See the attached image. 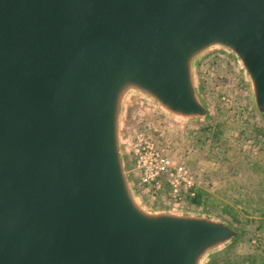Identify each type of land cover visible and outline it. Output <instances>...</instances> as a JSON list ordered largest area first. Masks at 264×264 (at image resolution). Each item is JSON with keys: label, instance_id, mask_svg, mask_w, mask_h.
I'll list each match as a JSON object with an SVG mask.
<instances>
[{"label": "water", "instance_id": "water-1", "mask_svg": "<svg viewBox=\"0 0 264 264\" xmlns=\"http://www.w3.org/2000/svg\"><path fill=\"white\" fill-rule=\"evenodd\" d=\"M231 56L264 118V0H0V264H208L241 235L147 204L134 102L211 117L198 63ZM247 264H264L256 260Z\"/></svg>", "mask_w": 264, "mask_h": 264}, {"label": "rangeland", "instance_id": "rangeland-1", "mask_svg": "<svg viewBox=\"0 0 264 264\" xmlns=\"http://www.w3.org/2000/svg\"><path fill=\"white\" fill-rule=\"evenodd\" d=\"M197 76L200 93L211 112L206 122L181 124L147 104L130 105L123 126L128 169L133 168L131 143L135 135L143 134L174 165L189 171L201 196L196 206L190 201L192 196L185 194L182 201H174L165 182L156 196H146L137 186L147 204L209 215L240 230L233 245L208 264L263 260L264 118L256 115L247 83L231 56L211 52L198 63Z\"/></svg>", "mask_w": 264, "mask_h": 264}, {"label": "built area", "instance_id": "built-area-1", "mask_svg": "<svg viewBox=\"0 0 264 264\" xmlns=\"http://www.w3.org/2000/svg\"><path fill=\"white\" fill-rule=\"evenodd\" d=\"M129 152L133 159L132 177L146 196L160 194L165 182L174 201H182V194L185 193L193 197L196 185L189 171L183 166L174 165L148 137L135 135Z\"/></svg>", "mask_w": 264, "mask_h": 264}, {"label": "trees", "instance_id": "trees-1", "mask_svg": "<svg viewBox=\"0 0 264 264\" xmlns=\"http://www.w3.org/2000/svg\"><path fill=\"white\" fill-rule=\"evenodd\" d=\"M255 127H257V126H255ZM256 130H257L256 132L258 133L259 130L258 129H256ZM198 193H199L198 190H195L193 193V197L190 198L192 205H196V206L200 205V197L201 196ZM185 195L189 197L188 193H185Z\"/></svg>", "mask_w": 264, "mask_h": 264}]
</instances>
